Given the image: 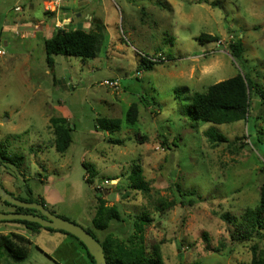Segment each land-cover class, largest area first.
<instances>
[{
    "label": "rangeland",
    "instance_id": "374dc122",
    "mask_svg": "<svg viewBox=\"0 0 264 264\" xmlns=\"http://www.w3.org/2000/svg\"><path fill=\"white\" fill-rule=\"evenodd\" d=\"M77 1L62 3L74 19L87 13ZM42 2L0 0V144L8 157L22 158L17 165L0 159V186L16 198L44 200L49 212L92 230L100 242L107 236L125 242L134 221L147 215L144 246L151 253L159 244L163 264H249L253 253L264 256L263 235L244 239L236 229L258 204L264 182V101L251 91L247 118L228 125L194 123L188 114L193 93L237 73H249L264 90V0H98L94 15L105 33L97 56H52L51 69L48 37L22 27L53 20ZM20 31L29 36L20 38ZM201 35L217 41L201 44ZM237 39L244 61L230 56ZM143 57L164 61L138 71ZM110 80L118 89L102 85ZM133 104L132 126L97 129L98 119L124 121ZM53 118L72 129L63 154L54 149ZM208 130L226 142H211ZM82 164L95 170L91 185ZM134 167L147 193L131 189ZM100 185L105 205L120 216L102 232L91 224ZM12 211L0 201V213ZM8 233L31 245L22 261L1 251L2 264H90L59 233L0 224V236Z\"/></svg>",
    "mask_w": 264,
    "mask_h": 264
},
{
    "label": "trees",
    "instance_id": "16d2710c",
    "mask_svg": "<svg viewBox=\"0 0 264 264\" xmlns=\"http://www.w3.org/2000/svg\"><path fill=\"white\" fill-rule=\"evenodd\" d=\"M213 6V4H211ZM94 33L85 32L81 29H75L70 24L62 28H54L52 34L43 40L44 52L46 55V63L51 69L53 66L52 56L75 57L80 59H94L99 51L100 44L105 33L104 26L98 18H93L91 21ZM92 29V26H91ZM199 43L216 42L217 39L210 35H201L198 38ZM230 56L235 61H244V49L240 39L229 45ZM154 59V58H152ZM169 59V58H168ZM167 59V60H168ZM164 60L157 58L152 61L151 58L143 57L139 63V69L151 70L155 66L161 64ZM254 91L255 95L264 101V90H261L253 82L249 73H237L234 77L221 81L207 88L206 92H195L190 97V105L188 109L189 118L192 122H203L212 125H228L244 121L248 116V111L251 106L250 93ZM137 118V107L131 105L125 115L124 121L120 119H98L97 129L105 132L119 131L123 124L132 126ZM50 126L54 135V149L57 153L63 154L69 148L72 142V129L66 124L63 118L50 119ZM205 136L211 142L225 143L226 139L212 130L205 132ZM17 137V136H15ZM118 145L119 142L115 141ZM0 144V159L17 165L22 161L19 156L8 157L5 150ZM86 171L85 181L87 184H92L95 176V170L85 164H82ZM131 189L147 193L148 185L145 183L141 169L134 167L129 176ZM99 195L96 198V210L91 221L92 227L97 231H106L110 228L111 221H119L120 216L115 207H108L102 199V191L93 189ZM179 196L184 199V194L178 190ZM14 196L13 194H11ZM191 195V194H190ZM15 197V196H14ZM31 197V196H30ZM16 198V197H15ZM17 199L25 202H35L45 207L43 201H33L28 199ZM1 201V200H0ZM2 202V201H1ZM5 206L12 208V213L34 214L39 213L32 209L18 208L13 205L2 202ZM186 205H193V201L186 200ZM51 214L56 215L53 211ZM58 216V215H56ZM60 217V216H58ZM63 218V217H60ZM68 220L66 218H63ZM221 219L229 222V216L223 215ZM151 220L147 215L139 216L133 224L134 233L125 241H118L107 236L104 241L100 242L96 239L92 230L85 229L90 233L101 245L107 264H163L160 255V245L152 246L151 253L146 251L144 246V231L145 227L150 224ZM15 223L22 225L27 230L37 232L41 229L48 232H55L69 237L74 240L80 250L88 259L90 264H95L94 259L89 255L85 246L74 236L59 230L42 228L36 223L26 221H1L0 224ZM244 239H251L256 235H263L264 232V182L260 187V197L258 204L253 209L245 210L241 224L236 227ZM31 242L25 237L17 233H8L0 236V264L2 254L6 253L8 257L22 261L27 257ZM249 264H264V256H257L254 253Z\"/></svg>",
    "mask_w": 264,
    "mask_h": 264
},
{
    "label": "water",
    "instance_id": "95a60500",
    "mask_svg": "<svg viewBox=\"0 0 264 264\" xmlns=\"http://www.w3.org/2000/svg\"><path fill=\"white\" fill-rule=\"evenodd\" d=\"M0 200L18 208L32 209L39 214L23 213H0L1 221H26L36 223L42 228L63 231L74 236L86 248L89 255L94 259L95 264H107L105 255L100 243L82 227L51 214L43 205L35 202H25L9 194L0 186Z\"/></svg>",
    "mask_w": 264,
    "mask_h": 264
},
{
    "label": "crops",
    "instance_id": "0c3cea01",
    "mask_svg": "<svg viewBox=\"0 0 264 264\" xmlns=\"http://www.w3.org/2000/svg\"><path fill=\"white\" fill-rule=\"evenodd\" d=\"M77 5L79 6L80 9H82V10L85 9L87 11V13H86V15H81V14L76 13L75 14L76 19H74L70 15L71 13H70L69 8H67L65 5L62 4V6L55 13H50V12H44L43 2H42L43 13L46 14L47 16L52 17L53 20L49 21V22H47V21L38 22L39 27L42 26L43 28L41 27L40 29H38L37 33L39 32V34L42 33L43 35H46V37H49L52 34V28L53 29L56 28V26L58 24H62L64 26H67L70 24L75 29H81V30L87 32L89 29H91V26H89V24L86 23L87 20H89L90 18L91 19H93V18L99 19V17H96L94 15L97 11V8L99 7L98 0H78ZM101 23H102V25H104V23L102 21H101ZM22 27L28 29V27H30V26L29 25H23ZM60 235H62V234H60ZM62 236L71 241V247H72L71 250L74 251V256H76L78 259L85 257V255L81 252L80 247L77 244H75L76 242L74 243L70 238H68L65 235H62Z\"/></svg>",
    "mask_w": 264,
    "mask_h": 264
},
{
    "label": "built area",
    "instance_id": "2783aa9c",
    "mask_svg": "<svg viewBox=\"0 0 264 264\" xmlns=\"http://www.w3.org/2000/svg\"><path fill=\"white\" fill-rule=\"evenodd\" d=\"M42 1H43L44 12L55 13L62 6V3H63L64 0H42ZM14 11L19 12V11H21V9L18 6H16L14 8ZM91 21H92L91 18L89 20H87L88 23H91ZM61 25L62 24H58L56 26V28H62L63 26L61 27ZM28 30H30L31 35H32V33L34 31L38 30V26L34 24V25L28 27ZM16 35H18L20 38H26L27 36H29V34H25L22 31L16 32ZM2 53L3 52L0 51V54H2ZM156 59L157 58H154V59L151 58L152 61H156ZM102 85L107 86V87H109L111 89H115V90L118 89V87H119L118 81H112V80L104 81L102 83ZM105 183H107V182L105 181ZM95 189L98 190V191H101L102 190V185L95 186Z\"/></svg>",
    "mask_w": 264,
    "mask_h": 264
}]
</instances>
